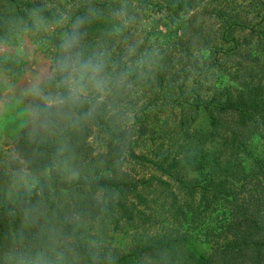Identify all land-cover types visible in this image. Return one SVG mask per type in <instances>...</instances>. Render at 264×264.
Returning <instances> with one entry per match:
<instances>
[{
    "label": "trees",
    "instance_id": "16d2710c",
    "mask_svg": "<svg viewBox=\"0 0 264 264\" xmlns=\"http://www.w3.org/2000/svg\"><path fill=\"white\" fill-rule=\"evenodd\" d=\"M5 1L49 61L42 87L67 96L58 61L78 21L74 51L101 58L109 78L103 92L89 88L61 108L29 95L15 157L0 167V264H264V14L250 23L228 0H137L171 24L192 11L180 35L139 62L121 42L131 0H80L58 33L32 19L57 24L61 13L45 2ZM207 7L204 30L198 17ZM4 24L0 17L8 40ZM195 48L208 51L204 70ZM0 68L19 70L2 58ZM190 70L198 71L192 86ZM161 108L179 111L170 129L152 124ZM147 134L149 157L137 151ZM130 165L154 173L135 176Z\"/></svg>",
    "mask_w": 264,
    "mask_h": 264
},
{
    "label": "rangeland",
    "instance_id": "374dc122",
    "mask_svg": "<svg viewBox=\"0 0 264 264\" xmlns=\"http://www.w3.org/2000/svg\"><path fill=\"white\" fill-rule=\"evenodd\" d=\"M21 1H43L46 3L47 8L55 9L61 13L62 16L57 20V24H51L32 14V19L37 28L44 33L55 29L57 30L60 25H64L62 21L65 14L74 9L80 0ZM228 1H231L237 10L244 9L245 11L241 13L242 19H248L250 23H257L259 21L260 16H258V13H260V15L264 14V6H248L249 1L255 3L256 0ZM131 2L132 10L127 15L129 18L125 19L121 16L123 19L121 26L124 27L123 30H121V33H123L121 42L125 46V50L130 52L129 57H132L133 59L136 58V61L139 62L142 61V55H144L147 50L156 52L159 50L161 43H165L169 39H174L176 34L180 35L182 30L181 26L179 27L178 24L181 23V25H185V21L190 20L189 15L192 13L191 11L185 15L180 14L178 16L179 18H175L176 22L171 24L172 18L164 10L158 12L156 8L150 4H146L142 9L139 7L137 0H131ZM22 8L26 10V7L22 6ZM201 8L204 11V5H200L199 9ZM15 11L16 8L14 6L5 0H0V17L5 22L4 26H8V29L5 27L6 31L3 32V35L9 37L7 38L8 40L0 38V58L14 62L19 67V70H16V72L12 74H9L0 68V167L5 165L10 158L15 157L14 141L30 116L27 99L33 92V86H38L41 89L42 95L40 97L56 96L51 88L42 87V83L51 76L49 61L44 57L39 45L34 43V40L31 38L32 33L26 29L25 24L16 19L14 15ZM205 11H207L205 15L198 17V21L203 24L204 30L210 28L208 27L210 22V20H208V17L210 18L208 13L210 9L207 7ZM12 24L17 25L18 27L17 30H13V32L11 30ZM185 31H187V29ZM58 32L59 31L57 30V33ZM187 37H190V35L187 34ZM124 38L127 39L126 43L123 42ZM193 56L198 59L197 63L202 70H204L203 62L211 61L206 49L195 48L193 50ZM197 73V70H190L188 72L187 82L189 85H193L192 81ZM105 75L108 79L109 74L107 73ZM209 76L210 72H208L206 76L201 77V79ZM182 78L183 77L181 76V79ZM219 78L223 80L226 79V76L220 74ZM125 84L129 85L128 82H125ZM139 96L140 91H137L132 87V92L129 95L130 100L136 101ZM131 117L132 113L126 112L122 119L124 118L123 120L129 123ZM179 118L180 114L178 110L161 108V111L157 113V117L154 118V123L152 122V124L156 123L161 129L166 130L176 125ZM201 122L202 119L200 118L196 125H200ZM95 135L91 137V142L96 148H103V141ZM152 148H154L152 139L150 138V135L147 134L139 143L137 151H142L149 157ZM129 167L130 172L135 176L148 177L154 173L153 170L139 165H130Z\"/></svg>",
    "mask_w": 264,
    "mask_h": 264
},
{
    "label": "clouds",
    "instance_id": "9594fccd",
    "mask_svg": "<svg viewBox=\"0 0 264 264\" xmlns=\"http://www.w3.org/2000/svg\"><path fill=\"white\" fill-rule=\"evenodd\" d=\"M78 21L74 25L71 33H66L61 48L64 55L58 61V70L62 74L61 84L67 89V96L57 95L42 96L48 107L55 105L57 108L63 107L69 102H76L80 97L86 95L89 88L97 92H103L107 86L108 80L105 75V62L99 57L83 58L81 53L74 51L79 43V33L75 29L78 27ZM126 79V74H121L120 80ZM33 94L40 97L41 89L33 86Z\"/></svg>",
    "mask_w": 264,
    "mask_h": 264
}]
</instances>
